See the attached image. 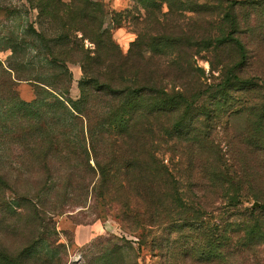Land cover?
I'll use <instances>...</instances> for the list:
<instances>
[{"label":"trees","instance_id":"obj_1","mask_svg":"<svg viewBox=\"0 0 264 264\" xmlns=\"http://www.w3.org/2000/svg\"><path fill=\"white\" fill-rule=\"evenodd\" d=\"M223 2L226 6L214 16L219 20L214 28L219 34L198 42L211 52L210 69L218 72L216 81L203 92L190 94L191 83L198 82L203 74L201 67L192 68L190 63L182 75L187 81L178 89L166 88L161 84L162 78L134 73V61L143 58L142 53L139 52L138 58L133 53L139 39L131 41L129 52L121 55L109 30L103 26L107 15L104 4L70 0L69 7L77 16L55 29L73 28V32L80 31L81 35L72 39L66 34L47 37L43 31L31 30L35 37L25 42L23 49L27 46L43 54L42 69L27 77L37 83L33 98L21 99L15 91L7 89L0 100L5 99L3 115L11 122L7 131L14 133L22 146V165L31 162L25 154L27 151H23L25 147L31 156L37 154V161L43 165L63 161L58 156L67 153L68 159L74 157L89 170L96 171L101 184L123 188L125 194L118 197L137 199L150 223L159 226L168 217L163 203L174 199L177 193L172 174L155 155V142L164 143V137L176 140L177 135H187L193 130L191 142L200 144L204 139L193 126H206L198 114L195 116L198 109L192 106L200 95H205L208 105L199 110V116L211 123L225 117V127H232L235 133L230 137L233 150L229 158L219 153L198 156L201 164L207 165L201 168V173H208L209 181L213 180L219 190L230 192L228 205L232 208L240 206V197L246 194L256 199L251 203L256 201L259 207L235 209L231 218H222L215 224L202 220L204 246L198 250L192 248L196 259L193 262L208 263L206 259H212L216 264H264L257 256L264 247V182L259 181V169L264 170V0ZM237 9H243L244 14H237ZM85 39L93 43L92 50L84 48ZM7 47L11 51L20 48L12 38L7 41ZM68 62H78L83 72L77 81L76 98L69 95L72 76ZM166 124L169 127H164ZM66 173L68 177L66 174L64 180L70 185L72 173ZM240 174L249 178L243 190L246 194L236 185L242 182ZM162 184L169 186L163 198L153 192ZM104 193L109 194L107 190ZM121 207L126 220L140 216L137 208L131 210L126 204ZM158 208L161 213L157 216ZM117 240L121 244L113 245V253L123 260L124 251H132L134 247L128 240ZM155 246L161 250L163 245L156 242ZM186 253L187 250L182 252ZM110 257L111 254H106L102 260Z\"/></svg>","mask_w":264,"mask_h":264},{"label":"rangeland","instance_id":"obj_2","mask_svg":"<svg viewBox=\"0 0 264 264\" xmlns=\"http://www.w3.org/2000/svg\"><path fill=\"white\" fill-rule=\"evenodd\" d=\"M93 1L104 4L107 15L103 26L109 30L121 55L129 52L131 41L139 39L133 53L138 58L140 52L143 58L134 61V73L162 78L161 84L166 88L178 89L187 81L182 76L189 68L187 63L192 68L199 66L203 74L198 82L191 83L190 94L207 90L216 81L218 72L211 70L209 64L211 52L198 42L219 34L214 30L219 21L214 16L226 6L223 0ZM69 4L70 0H0V96L10 89L21 99L33 98L37 83L27 77L42 69L43 54L27 46L23 49L24 43L35 37L31 30L43 31L47 37L66 34L72 39L81 35L80 31L73 32V28L55 29L77 16ZM236 12L240 16L244 14L243 9ZM8 37L20 48L11 51L7 47ZM93 47L92 42L84 40V48L92 50ZM66 65L72 76L69 95L76 98L82 68L78 62ZM200 96L192 108L198 109L195 116L198 114L206 128L199 124L193 127L199 129L204 140L200 144L191 142V130V134L177 135L176 140L164 137V143L155 142V155L172 174L177 193L174 199L163 203L168 217L159 226L150 223L137 199L121 198L125 194L123 188L117 184H101L96 171L86 168L81 160L68 159L67 153L58 156L63 161L43 165L37 161L39 156H31L24 146L23 151H27L25 154L31 162L22 165V146L15 134L7 131L11 122L3 115L5 99L0 100V264H216L212 259H206L208 263L193 262L196 259L192 248L200 249L205 241L201 221L215 224L222 218H231L235 209L249 207L256 199L243 193L249 178L240 174L242 182L236 185L246 195L240 197V206L232 208L228 205L230 192L219 190L213 180L209 181L208 173H201V168L207 165H202L198 156L219 153L229 158L233 150L230 137L235 132L232 127H225V117L211 123L199 116V110L208 105L205 95ZM21 125L25 126L23 122ZM90 163L93 164L92 159ZM49 166L51 170L47 174ZM259 170V181L264 182V170ZM66 171L72 173L70 185L64 180ZM161 186L153 192L163 198L169 186ZM106 190L109 194L104 193ZM119 194L122 196L118 197ZM121 204L131 210L137 208L140 216L124 219ZM160 213L158 208L157 216ZM183 224L189 226L183 227ZM113 237L128 240L134 247L132 251L124 249L123 260L113 253V245L121 244ZM156 242L162 243L161 250L155 246ZM185 250L187 253L182 254ZM106 254L111 257L103 261ZM257 256L264 260V247ZM9 259L14 260L10 263Z\"/></svg>","mask_w":264,"mask_h":264},{"label":"water","instance_id":"obj_3","mask_svg":"<svg viewBox=\"0 0 264 264\" xmlns=\"http://www.w3.org/2000/svg\"><path fill=\"white\" fill-rule=\"evenodd\" d=\"M258 204H259V203L255 201V202H253V203L251 204V206H252V207H253V206H258Z\"/></svg>","mask_w":264,"mask_h":264}]
</instances>
